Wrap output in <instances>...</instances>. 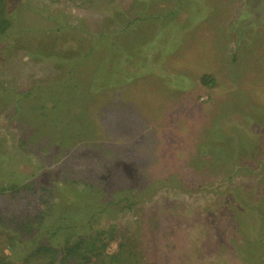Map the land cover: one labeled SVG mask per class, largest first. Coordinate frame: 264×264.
<instances>
[{"label": "rangeland", "instance_id": "1", "mask_svg": "<svg viewBox=\"0 0 264 264\" xmlns=\"http://www.w3.org/2000/svg\"><path fill=\"white\" fill-rule=\"evenodd\" d=\"M1 20L0 261L87 241L106 264H264V0H0Z\"/></svg>", "mask_w": 264, "mask_h": 264}, {"label": "trees", "instance_id": "2", "mask_svg": "<svg viewBox=\"0 0 264 264\" xmlns=\"http://www.w3.org/2000/svg\"><path fill=\"white\" fill-rule=\"evenodd\" d=\"M7 24H8L7 21L1 20L0 25L2 26V28L0 29V32L2 34L6 31L8 27ZM208 79L209 77L207 76L203 77L202 83L208 84L209 83ZM97 241L102 243L99 239H96V242ZM86 244H88V242L84 241L73 248L72 254L75 255V263L72 264H89L90 260L92 259L91 255L98 256L99 259H101V261L103 260V264H106L105 262L106 259H113L115 257V256H109L108 253L107 254L104 253L105 248L107 246L106 244L102 243V245L98 247L95 245V243H93L92 246L89 247V249L86 246ZM36 251L38 256H44L46 259L49 260L48 264H57L56 262L57 251L55 249L46 246H40ZM0 264H13V263L0 261Z\"/></svg>", "mask_w": 264, "mask_h": 264}]
</instances>
